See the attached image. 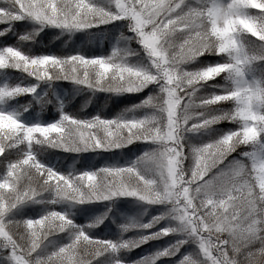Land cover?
<instances>
[{
  "label": "snow or ice",
  "instance_id": "snow-or-ice-1",
  "mask_svg": "<svg viewBox=\"0 0 264 264\" xmlns=\"http://www.w3.org/2000/svg\"><path fill=\"white\" fill-rule=\"evenodd\" d=\"M117 20L127 21L150 68L122 62L119 49L89 56L79 51L31 55L19 44L0 47V73L15 69L37 81L65 80L116 93L139 92L150 84L160 89L158 98L143 102L156 109L143 118L79 119L64 113L52 123L28 124L7 103L35 94L39 85L0 83V157L27 146L4 162L0 175V264H93L101 249L138 247L177 230L167 227L135 244H118L91 237L55 210L25 221L9 219L12 210L48 188L58 199L80 203L128 196L171 204L187 238L162 250L153 264L189 239L197 251L178 264H264V0H0V37L5 38L14 33L18 40L30 39L15 31L28 24L36 34L47 27L72 33ZM205 55L219 59L193 71L184 68ZM218 77L224 83L212 87L219 91L196 96ZM197 101L204 111L190 123L194 117L188 108ZM226 104L231 107L212 110ZM224 121L236 127L186 152L185 133ZM135 141L158 146L141 160L155 165L159 181L146 178L138 166L73 177L47 167L32 150L34 144H48L80 152ZM241 147L246 150L234 156ZM189 156L192 164L185 168ZM66 230L74 233L70 242L49 250L48 237Z\"/></svg>",
  "mask_w": 264,
  "mask_h": 264
},
{
  "label": "trees",
  "instance_id": "trees-1",
  "mask_svg": "<svg viewBox=\"0 0 264 264\" xmlns=\"http://www.w3.org/2000/svg\"><path fill=\"white\" fill-rule=\"evenodd\" d=\"M105 3V2H101ZM124 25V20H117L110 22L108 24L99 25L100 27H105L107 32L111 33V30H117V32L124 33L128 27L127 21ZM16 33L27 32L30 34L34 32V26L29 24L26 28H17ZM38 36L35 33L30 39L27 40H18L17 35L14 33H9L8 37H0V47L5 43L7 44H19L22 49L31 54V55H40L45 53H56L58 55H69L73 52H82L85 55H105L101 53L98 49H92L89 47L85 48H73V46H63L59 45V29L54 27L44 28L42 31L38 32ZM133 33V32H132ZM50 37H53L50 40ZM250 41H255V38L250 37ZM108 38L106 36L104 43L107 44ZM259 43V42H256ZM140 44V43H139ZM141 45V44H140ZM142 47V46H141ZM143 53L144 59L149 62L150 58L147 56L145 50H141ZM139 55V54H138ZM218 57L213 56H201L198 59L188 62L184 65V68L188 71H193L205 66L207 63L215 62L218 60ZM4 75H8L9 82L19 83L27 86L28 83L39 82V83H55L59 82L64 85L77 86L82 89V94L78 97L68 100L63 106H59L58 102L53 98L51 93H48L45 97H41L39 100H36L31 97V95H20L15 99L10 100L9 110H15L19 112L20 119L25 123H42L48 124L55 121H58L62 114L67 113L79 119H92L96 116H100L105 119H117L123 118L126 115L127 111L131 107L139 105L143 100L148 97L158 98L159 93L156 90H152L150 93H144V91L139 92H120L116 93L113 91L106 90H97L93 88H88L86 86L75 84L71 81L65 80H45L37 81L35 78L28 76L26 73H22L19 70L10 69L7 73H0V78ZM224 80L222 77H218L215 81H209L206 85L201 87L196 93L198 98H203L212 94L213 92L219 91V89L213 88L214 84H223ZM151 85V84H150ZM148 85V86H150ZM150 88V87H149ZM151 89V88H150ZM95 92L98 97L93 96ZM109 93L108 96L111 99L105 101L104 94ZM103 94V95H102ZM143 94V95H142ZM142 95V96H141ZM85 96V97H84ZM87 99V100H84ZM105 98V99H104ZM104 100L101 102V100ZM231 107L230 104L226 105H217L213 106L212 110H217L220 108ZM139 106L133 108L138 109ZM204 111L198 104L188 108L190 115L194 117L190 123L195 121V114ZM236 125L231 124L230 122L224 121L222 123L211 126L210 128L200 129L198 131H189L185 133L184 143L186 145V152L190 151L192 146H198L203 143L209 142L216 139L223 134L228 129L234 128ZM143 141H135L130 144L122 145L119 148L114 149H89L86 151L74 152V151H65L58 147H53L48 144H34L32 150L35 152L37 159L59 173L65 175L76 177L79 174L85 171H99L104 169L102 166H90L84 167L82 164H77L75 167H69V164L75 156H80L81 161H93L95 162V154L105 153L110 154L117 152L120 149H128L130 145H139ZM27 148L26 145H21L19 148L10 149L7 151L4 156L0 157V175L4 173L5 161L14 160L18 155ZM246 149L241 147L237 150V153H234V156H238L239 152L245 151ZM55 159L57 160L56 163ZM192 164V159L189 156L185 160V168H189ZM141 173V172H140ZM131 183H136L135 180H131ZM55 201V202H53ZM113 203L114 207L120 208L123 207L127 212V217L122 222H113L105 218V214L99 216L96 220H91L89 213L93 210L104 212L107 211V208L103 209L102 204ZM167 202H158V203H149L144 200H139L135 197L128 196H118L108 200H93L90 202H75L68 199L56 198L55 193L51 188L43 190L41 194L35 199L25 202L18 206L16 209L12 210L9 214V219L16 221H25L28 218H38L41 217L53 210L59 211L67 214L71 220L74 222V225L85 230L91 237L99 240H111L115 241L118 244L124 242H129L130 244H135L142 240L144 237L149 236L150 234H155L160 232L159 229V219L153 215V207H159V213H169L171 204L165 205ZM97 215H95L96 217ZM90 219V220H89ZM152 224L151 228L145 227V225ZM74 233L71 230H66L64 232L54 233L48 237V240L45 241L49 250H52L55 247L66 244L70 242L73 238ZM164 236L157 238L149 239L146 243L139 244L138 247L132 246L128 248H119L114 251L112 249H101L98 256L93 257V264H116L117 261L122 262V264H153V258L150 257V262H146V259L141 258L139 254L140 248L150 247L155 242L162 241ZM195 247H192V252H195ZM153 253V252H152ZM151 254L150 256H153ZM171 256H162L159 259H156L154 264H167ZM149 261V260H148Z\"/></svg>",
  "mask_w": 264,
  "mask_h": 264
},
{
  "label": "rangeland",
  "instance_id": "rangeland-1",
  "mask_svg": "<svg viewBox=\"0 0 264 264\" xmlns=\"http://www.w3.org/2000/svg\"><path fill=\"white\" fill-rule=\"evenodd\" d=\"M100 2H106V0H100ZM29 25V24H28ZM27 25V26H28ZM124 25H126V22L124 21ZM105 27H93L88 30H81L76 32H66L59 29V37H58V46H73V48H85L89 47L92 49H98L101 51V53H105V55H111V53L119 49L120 55L118 57L119 60L122 62H125L133 67H141V68H150V60L149 62L144 59V54L141 53V50H144L139 44L138 39L134 38L135 34L130 31L129 27L126 28L124 33L117 32V30H111L110 32H107L108 30L104 29ZM27 33V32H26ZM30 37L33 38L36 36H33L35 33L30 34ZM39 34V33H38ZM37 34V36H38ZM108 38L107 44L104 43L105 38ZM53 37H50V40ZM139 54V55H138ZM9 82L8 75H4L0 78V83ZM17 84V83H12ZM38 84L39 87L37 88V92L35 94H31V97L39 100L41 97H45L48 95V93H51L53 98L58 102L59 106H63L68 100H71L78 97L80 94H82V89L78 88L77 86L72 85H64L59 82L55 83H39V82H32L28 83L27 86H32ZM151 89H150V88ZM152 90H156L158 93L160 92L159 85L158 84H151L150 86H147L142 91L144 93H150ZM109 93L104 94L105 101L102 99V101L107 102L108 99H111L108 96ZM142 94V95H143ZM98 95L95 92L93 96L98 97ZM103 95V94H102ZM141 95V96H142ZM85 97V96H84ZM84 100H87L84 98ZM146 100V99H145ZM143 100L139 105L138 109H133L135 107H131L128 109L125 116H123L124 119H131V118H143L146 115L154 114L156 109L154 106L151 105H145ZM7 108L9 109V104H7ZM158 146L153 143H147L142 142L139 145H130V148L128 149H120L117 152L105 154V153H97L95 154V162L93 161H81L80 156H75L73 160L68 163L69 167H75L77 164H82L84 167H90V166H102L104 168L107 167H129V166H138L139 171L142 175H144L146 178L149 179H157L160 180L158 175V170L156 169L155 165L152 162L149 161H142L141 158L146 152L155 151L157 150ZM56 159L55 162L56 163ZM138 198V197H135ZM139 199V198H138ZM141 200V199H139ZM165 205H168V203H165ZM103 209L107 208V211H100L97 209V211L93 210L89 213L90 219L96 220L99 216L105 214V218L109 219L113 222H122L127 217V212L123 207H120L119 209L114 207L113 203H107L102 204ZM153 215L156 216L155 219H159V229L167 228V227H173L177 230L173 232L170 235L164 236L165 238L162 239V241L155 242L153 245H150V247H143L140 248L139 254L141 258H149L146 259V262H150V256L154 253L153 256H157L162 250L164 249H173L176 247L177 243L179 241H182L187 238V233L185 231H182L179 226V222L175 219L174 215L172 214V205L170 206L169 213H159V207L154 206ZM95 215H97L95 217ZM29 219V218H28ZM89 219V220H90ZM192 247H195L197 251V244L189 239L188 243H184L182 247L179 248V251L175 252L174 254H170L171 259H169L167 264H178L179 261L187 254L192 252ZM153 252V253H152ZM149 260V261H148ZM153 260V259H151Z\"/></svg>",
  "mask_w": 264,
  "mask_h": 264
}]
</instances>
